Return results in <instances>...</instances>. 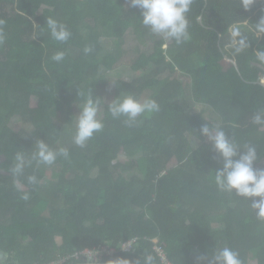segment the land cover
Segmentation results:
<instances>
[{"label": "trees", "instance_id": "16d2710c", "mask_svg": "<svg viewBox=\"0 0 264 264\" xmlns=\"http://www.w3.org/2000/svg\"><path fill=\"white\" fill-rule=\"evenodd\" d=\"M127 4L0 0L3 264H53L69 255L72 260L64 264L79 263L76 255L83 258L85 250L95 253L101 246L116 250L105 253V263L126 258L143 264L150 254L154 264H162L157 252L161 248L173 264H197L198 255L211 256L221 243L238 252L242 264H264V220L248 200L219 190L214 172L222 162L200 133L205 123L224 127L241 148L257 147L256 167L264 169L259 165L264 162V126L252 122L264 109V63L255 56L264 49V36L253 30L264 17V2L257 0L245 10L241 0H193L190 39L179 44L152 34L141 23L140 10ZM47 17L68 27L67 42L52 38ZM237 23L250 44L240 53L231 46L228 32ZM130 31L153 51H142L130 63L135 77L116 80L107 104L121 93H132L155 100L159 111L145 113L129 126L126 118H113L106 104L101 131L83 147L65 143L72 138L73 108L85 102L89 90L94 98L100 96L94 95L105 80L100 74L115 71L119 61L116 53L104 51L101 39L122 40ZM85 47L92 51L85 54ZM59 51L65 56L56 62L52 57ZM184 79L190 82L185 85ZM188 89L193 103L212 108L214 117L188 110ZM15 118L32 128L15 131ZM194 135L200 139L198 149L192 145ZM38 139L56 150L68 148L69 155L58 156L52 165L32 160L21 175L13 176L15 154L31 159ZM122 154L132 160L120 163ZM175 158L177 164L169 168ZM136 166L144 179H127L125 171ZM31 176L37 183L29 182ZM45 178L54 186L41 199ZM27 239L30 245L24 246ZM129 243L131 249L123 247Z\"/></svg>", "mask_w": 264, "mask_h": 264}, {"label": "clouds", "instance_id": "9594fccd", "mask_svg": "<svg viewBox=\"0 0 264 264\" xmlns=\"http://www.w3.org/2000/svg\"><path fill=\"white\" fill-rule=\"evenodd\" d=\"M256 2L257 0H241V6L245 10H249ZM128 3L131 8L140 10L142 17L140 21L152 34L164 40H175L178 44L190 39L188 13L191 10L193 0H128ZM46 25L54 40L64 43L70 39L71 32L65 24L47 17ZM253 30L258 37L264 36V17L254 24ZM228 32L231 38V46L237 53L250 47L240 24L231 25ZM91 51V47H85L84 49L85 54ZM64 56L65 53L59 51L53 55L52 59L60 62L64 59ZM255 56L259 62L264 63V49L256 51ZM263 79L264 76L260 79L262 85H264ZM110 83L112 86H116L115 83L111 81ZM78 95H83V93L78 92ZM100 107V98H94L92 90H89L85 102L79 107L80 113L76 116V133L73 142L77 146H85L95 133L103 129V122L98 118ZM107 109L113 118L124 117L126 118L125 123L131 126L143 114L159 111V105L153 99H140L132 93H121L111 103L107 104ZM252 122L258 126H264V109L253 115ZM200 133L211 144L213 151L216 153V159L222 162V167L214 172L215 184L219 190L248 200L251 207L256 211L257 217L264 220V169L256 167L260 159L257 147L248 144L241 148L233 137L228 136L224 127L213 123L211 126L205 123L200 129ZM194 144L198 149L200 139L196 135H194ZM68 155L67 149H53L44 140L38 139L35 141V151L32 153L31 159H28L22 152L15 154L11 172L13 176H19L23 173L25 167L31 164L32 160L40 164L52 165L58 156L67 157ZM29 182L37 183L36 177H29ZM17 187L21 186L18 184ZM28 198V194L23 196L25 200ZM154 243H156L155 240ZM123 247L131 249V243L123 245ZM98 249L101 251H95V253L87 249L83 252V258L79 256L75 258L86 262H104V255L108 250L113 252L108 255L116 253L115 248L110 246H101ZM97 252H101V254L95 256ZM164 253L168 263L173 264L165 249ZM70 260L72 259L62 258L59 261H63L62 264H64ZM196 260L197 264H203L205 261L206 264H242L239 253L229 247L217 248L211 256L198 255ZM117 264H131V261L121 258ZM137 264H140V262L137 261ZM143 264H154V257L150 254L145 256ZM162 264L165 263L162 262Z\"/></svg>", "mask_w": 264, "mask_h": 264}, {"label": "rangeland", "instance_id": "374dc122", "mask_svg": "<svg viewBox=\"0 0 264 264\" xmlns=\"http://www.w3.org/2000/svg\"><path fill=\"white\" fill-rule=\"evenodd\" d=\"M129 6L130 5L128 3L127 7H129ZM100 43H101V46L103 47L104 51H111V52L116 53L119 56L118 57L119 61L116 64L115 71H112V72L107 71L106 73H101L100 75L103 74L105 80H104V82H102L101 89L99 91H96V90L94 91V95L100 94V96L98 98H100V100H103V103L100 102L101 107H100V112L98 113V118L101 119V121H102L104 118V115H103L104 107L107 104V102L110 101L109 95H111V92L114 88V86L111 85L110 81L113 83L118 79L125 81V82L132 81V79L135 77V73H133L132 69L130 68V63L132 61L136 60L142 51H146L148 53H151L153 51V46H150V45L142 46V45H140L137 38L134 36V33L131 31L122 40L101 39ZM166 48H167V46H165L164 49H166ZM231 62L232 61L229 60V63H231ZM176 75H177V73H176ZM101 77H103V76H101ZM183 82L185 85H187L190 81L188 79H184ZM262 82L264 83V79L262 80ZM181 103H183V102L181 101ZM186 103L188 105L187 106L188 110L191 111L192 113L200 114V113L204 112L206 117H208V118L214 117L212 108H207L201 104L193 103V99L191 98V95H190V89L187 90ZM82 105L75 106L73 108L72 112L70 113V116L72 117V123L69 124V127L73 129V132H72V138L66 139L65 143L73 141V138H74L75 133H76V120H77L76 116L79 115V113H80L79 107ZM184 105H185V103H184ZM11 126L17 132H19V131L23 132V130L26 128H29V129L32 128V127H28V124L22 123V121L18 118H15L12 121ZM192 143H193L192 145L195 147L194 140H192ZM140 155L141 154H137V155L133 156V160L137 161L139 159ZM130 160H132V159L128 158V156L124 155V154H122L119 157L120 163H128ZM0 163H1V158H0ZM175 164H177L176 158L173 161V163H171L169 168L174 167ZM259 165L261 167H264V162L259 164ZM119 171H120V169H119ZM165 172H167V170ZM124 176L127 179H131L134 176H138L139 178L144 179L142 171L138 166L134 167L133 169L125 171ZM53 186L54 185L50 182L49 179H47V178L43 179V181L40 183V190L42 192L41 196H40L41 199L44 196H46L48 192H50L52 190ZM59 199H61V198H58V200ZM55 200L57 202V199H55ZM63 201H64V199H63ZM23 243H24V246L30 245L29 239L23 241ZM56 243L59 247H62V238L57 237ZM222 247H225L224 244L217 245V248H222ZM193 251H194V249H190L189 250L190 254L193 253ZM86 254H87V252H86ZM69 256H71V255H69ZM69 256H67V258ZM69 258H72V257H69ZM6 261H7V256L5 255L3 257V259L0 260V264L1 263L3 264ZM62 263H63V261H57L53 264H62ZM250 264H257V263L256 262H252V263L250 262Z\"/></svg>", "mask_w": 264, "mask_h": 264}, {"label": "built area", "instance_id": "2783aa9c", "mask_svg": "<svg viewBox=\"0 0 264 264\" xmlns=\"http://www.w3.org/2000/svg\"><path fill=\"white\" fill-rule=\"evenodd\" d=\"M157 252H158L159 256L161 257V261H162L163 263H165V264H169L168 261H167V257H166V255H165V253H164V250L161 249V248H158V249H157ZM107 253H108V254H112L113 252H112L111 250H108ZM100 254H101V252H97V253L95 254V256H99ZM100 257H101V256H100Z\"/></svg>", "mask_w": 264, "mask_h": 264}, {"label": "water", "instance_id": "95a60500", "mask_svg": "<svg viewBox=\"0 0 264 264\" xmlns=\"http://www.w3.org/2000/svg\"><path fill=\"white\" fill-rule=\"evenodd\" d=\"M5 256V253L3 251L0 250V260L3 259V257ZM71 264H113V263H105V262H86V261H82V262H79V263H71Z\"/></svg>", "mask_w": 264, "mask_h": 264}]
</instances>
